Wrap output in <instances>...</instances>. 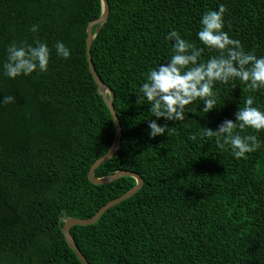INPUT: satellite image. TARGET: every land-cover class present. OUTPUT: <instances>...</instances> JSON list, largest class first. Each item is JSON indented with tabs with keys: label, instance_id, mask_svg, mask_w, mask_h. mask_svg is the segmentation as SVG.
I'll use <instances>...</instances> for the list:
<instances>
[{
	"label": "trees",
	"instance_id": "16d2710c",
	"mask_svg": "<svg viewBox=\"0 0 264 264\" xmlns=\"http://www.w3.org/2000/svg\"><path fill=\"white\" fill-rule=\"evenodd\" d=\"M107 1L109 20L92 58L114 92L122 142L95 177L133 172L144 184L94 225L73 227L72 240L90 264H264V131L240 130L237 122L240 135L259 141L240 159L205 135L234 120L249 96L264 110V89L218 82L216 110L206 114L202 102L193 103L183 122H166L165 135L154 139L149 102L137 101L146 73L172 54L166 34L175 29L203 47L196 36L201 16L220 5L224 31L245 52L264 56V0ZM102 13V0H0V100L16 99L0 103V264H82L62 232L65 220L91 219L137 184L88 178L116 135L87 56L88 26ZM36 40L51 50L48 71L7 77L8 47ZM57 41L69 58L56 54ZM216 54L205 48L202 59Z\"/></svg>",
	"mask_w": 264,
	"mask_h": 264
},
{
	"label": "clouds",
	"instance_id": "9594fccd",
	"mask_svg": "<svg viewBox=\"0 0 264 264\" xmlns=\"http://www.w3.org/2000/svg\"><path fill=\"white\" fill-rule=\"evenodd\" d=\"M223 5L201 16V28L196 36L203 47L184 39L175 29H171L165 39L172 41V54L165 62L146 73L145 82L140 85L141 96L137 101L147 100L149 111L154 119L146 120L148 136L154 139L164 136L169 128L166 122H183L191 113L187 106L202 102L201 111L208 114L217 107L215 85L229 84L239 80L251 91L264 89V56L245 52L239 40L224 31ZM32 32L38 31V25H32ZM215 50L216 55L202 59L204 49ZM56 54L67 59L71 50L62 42L55 44ZM7 60L3 64L4 74L15 79L18 76H30L34 72H47L51 59V50L47 43L39 40L35 45L12 43L7 49ZM12 95L4 96L0 103L15 102ZM254 99L249 96L242 108L235 112V119H224L215 129L207 127L205 135L215 137L217 144L231 146L232 155L245 158L246 154L259 147L255 135H240L237 129L264 131V110L253 106ZM163 118V123H160ZM222 141V143H221Z\"/></svg>",
	"mask_w": 264,
	"mask_h": 264
},
{
	"label": "water",
	"instance_id": "95a60500",
	"mask_svg": "<svg viewBox=\"0 0 264 264\" xmlns=\"http://www.w3.org/2000/svg\"><path fill=\"white\" fill-rule=\"evenodd\" d=\"M102 3H103L102 16L98 20L91 22L88 26V29H87V34H88L87 41H86L87 56H88L89 69H90V72L93 76V79L96 82L98 89H99V92L103 96L104 101L106 102V105L108 106V108H109V110H110V112L114 118L116 135H115V141H114L112 149L104 157H102L96 163L93 164V166L91 167L90 172L88 174V178H89L90 182L95 184V185H108V184L116 182L117 180H119L121 178L131 177L137 181V184L131 191L127 192L126 194H124L120 198L109 202L107 205H105L103 208H101L99 210V212L93 218L88 219V220L68 218L65 220V224L62 227V232L65 236L67 243L72 248V250L74 251V253L76 254V256L78 257V259L81 261L82 264H90V263L86 260L84 255L81 253L80 249L77 247V245L72 240L71 229L75 226H91V225H94L95 223H97L101 219V217L110 208L122 203L123 201H126V200L132 198L136 193H138L141 190V188L143 187V184H144L143 179L138 174L133 173V172H117L113 175H110V176H107L104 178H100V179H97L95 177L96 170L100 166H102L103 164L110 161L112 158H114L116 156V154L118 153L119 148L121 146V142H122V128H121V124H120L118 115H117L115 108H114V92L112 91L111 88H109L107 85H105L104 82L99 77V75L95 69V66L93 63V58H92L93 42H94L95 38L101 32L103 26L108 22L109 16H110V7H109L108 1L102 0ZM95 26H98V27H97L95 33H93V28Z\"/></svg>",
	"mask_w": 264,
	"mask_h": 264
},
{
	"label": "bare ground",
	"instance_id": "6f19581e",
	"mask_svg": "<svg viewBox=\"0 0 264 264\" xmlns=\"http://www.w3.org/2000/svg\"><path fill=\"white\" fill-rule=\"evenodd\" d=\"M125 172V171H124Z\"/></svg>",
	"mask_w": 264,
	"mask_h": 264
}]
</instances>
